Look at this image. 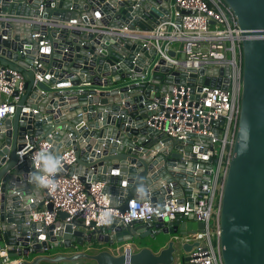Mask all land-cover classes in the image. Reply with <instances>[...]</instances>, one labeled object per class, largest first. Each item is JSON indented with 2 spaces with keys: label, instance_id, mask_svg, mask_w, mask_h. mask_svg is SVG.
I'll use <instances>...</instances> for the list:
<instances>
[{
  "label": "water",
  "instance_id": "95a60500",
  "mask_svg": "<svg viewBox=\"0 0 264 264\" xmlns=\"http://www.w3.org/2000/svg\"><path fill=\"white\" fill-rule=\"evenodd\" d=\"M168 1L0 0V66L25 77L14 113L0 119V248L21 256L22 264H83L78 258L95 264H191L189 250L197 242L184 235L204 230L203 221L192 216L111 222L88 232L57 220L37 231L38 222H26L36 205L28 193L44 186L35 179L38 170L28 153H19L25 134L32 139L54 131L53 158L62 143L70 144L76 156L71 172L86 185L91 178L105 180L121 210L133 197L150 193L154 201L170 181L175 189L200 186L195 162L185 163L177 141L146 123L154 112L150 89L163 90L160 82H170L182 68L168 73L169 65L134 33L157 22ZM224 1L244 36L239 118L218 212L220 252L223 264H264V0ZM36 30L42 35L32 36ZM23 105L37 111H21ZM66 215L60 211L61 218ZM159 233L168 234L161 244L137 242ZM125 241L140 246L126 253ZM86 242L90 251L79 250Z\"/></svg>",
  "mask_w": 264,
  "mask_h": 264
},
{
  "label": "built area",
  "instance_id": "2783aa9c",
  "mask_svg": "<svg viewBox=\"0 0 264 264\" xmlns=\"http://www.w3.org/2000/svg\"><path fill=\"white\" fill-rule=\"evenodd\" d=\"M42 8L41 3L39 9ZM157 18L159 20L149 29H137L134 35L148 44L147 48L151 46L164 65H169L168 73L182 68V74L174 75L170 82L161 81L160 85L165 84L163 90L150 89L154 91L150 98L154 112L146 118V123L177 141L180 146L177 150L187 154L185 163L195 162L193 177L197 181L195 176L200 175V186L175 189L170 181L169 189L156 194L154 201L150 200V193L133 197L121 210L119 201L115 202L106 191L104 180L91 178L86 185L79 173L71 172L76 156L70 144L59 146L60 155L55 160L49 158L54 131L32 139L27 133L20 156L28 153L31 167L38 170L37 176L45 178L47 186H44L43 206L37 207L32 196L29 197V203L36 205L30 208L26 222H38L40 227L36 230L39 232L57 220L70 222L73 228L88 232L104 230L111 222L127 225L135 219L149 223L152 217L192 216L203 221L204 230L184 235L186 241L197 242L189 250V261L191 264H223L218 212L240 111L243 29L224 0H169L167 12ZM21 20L32 24L30 19ZM31 35L42 34L36 30ZM43 43L39 40V44ZM34 62L40 66L38 60ZM35 77L42 79V74L36 71ZM24 91L22 71L0 66V119L14 113L15 102ZM31 110L37 111L27 105L21 109ZM207 163L211 164L209 169L204 166ZM46 168L51 171H45ZM60 211L67 215L61 218ZM213 212L216 214L214 226L210 223ZM133 245L140 246L128 241L123 250L128 253ZM0 256L3 264H22V257L9 256L5 247L0 248Z\"/></svg>",
  "mask_w": 264,
  "mask_h": 264
},
{
  "label": "rangeland",
  "instance_id": "374dc122",
  "mask_svg": "<svg viewBox=\"0 0 264 264\" xmlns=\"http://www.w3.org/2000/svg\"><path fill=\"white\" fill-rule=\"evenodd\" d=\"M210 223H211V225L212 226H214L213 225V217H211V220H210ZM168 237V234H165V233H159L158 235H157V237L155 238V239H151V238H143V239H141L140 238V240L139 241H137L138 243H140V244H142V243H145V244H148V242H150V243H157V244H161L163 241H164V239H166ZM146 241H148V242H146ZM87 242L86 243H84V244H82V245H79V247H78V249L79 250H85V251H90V248L92 247H90V248H86L87 247ZM95 246H101V244H99V243H95L94 244ZM58 250H68V248H64V247H62V248H58ZM79 259V261H81L83 264H95L93 261H89V260H87L86 258H78Z\"/></svg>",
  "mask_w": 264,
  "mask_h": 264
},
{
  "label": "crops",
  "instance_id": "0c3cea01",
  "mask_svg": "<svg viewBox=\"0 0 264 264\" xmlns=\"http://www.w3.org/2000/svg\"><path fill=\"white\" fill-rule=\"evenodd\" d=\"M71 134V132H68V135H70ZM143 148V147H142ZM53 154L51 153V155H50V158H53ZM105 181V180H104ZM105 183V182H104ZM110 193V195H111V197H112V199L115 201V196H117L115 193H111V192H109ZM28 195L31 197L32 196V198H33V200L36 202V204H37V207H39V206H43V204H42V200H43V198H44V190L43 191H38L37 189H33V190H31L30 191V193H28ZM29 200V199H28ZM42 204V205H41ZM125 242H127V241H125ZM189 242H192V241H189ZM76 262H79V263H82L81 261H79V259H77L76 260Z\"/></svg>",
  "mask_w": 264,
  "mask_h": 264
},
{
  "label": "clouds",
  "instance_id": "9594fccd",
  "mask_svg": "<svg viewBox=\"0 0 264 264\" xmlns=\"http://www.w3.org/2000/svg\"><path fill=\"white\" fill-rule=\"evenodd\" d=\"M45 171H51V169L46 168ZM35 179H36V181L39 182V184L41 186H47V182H46V180H45L44 177H42V176H36Z\"/></svg>",
  "mask_w": 264,
  "mask_h": 264
},
{
  "label": "trees",
  "instance_id": "16d2710c",
  "mask_svg": "<svg viewBox=\"0 0 264 264\" xmlns=\"http://www.w3.org/2000/svg\"><path fill=\"white\" fill-rule=\"evenodd\" d=\"M217 208V204H216V206H215V209ZM212 217H213V225L215 224V217H216V214H215V212H213V214H212Z\"/></svg>",
  "mask_w": 264,
  "mask_h": 264
}]
</instances>
